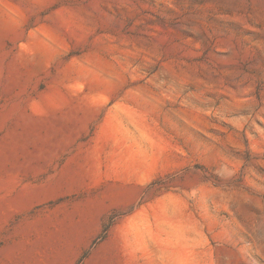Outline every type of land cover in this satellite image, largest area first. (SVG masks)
I'll use <instances>...</instances> for the list:
<instances>
[{"label": "rangeland", "instance_id": "374dc122", "mask_svg": "<svg viewBox=\"0 0 264 264\" xmlns=\"http://www.w3.org/2000/svg\"><path fill=\"white\" fill-rule=\"evenodd\" d=\"M193 263L264 264V0H0V264Z\"/></svg>", "mask_w": 264, "mask_h": 264}, {"label": "bare ground", "instance_id": "6f19581e", "mask_svg": "<svg viewBox=\"0 0 264 264\" xmlns=\"http://www.w3.org/2000/svg\"><path fill=\"white\" fill-rule=\"evenodd\" d=\"M30 37L31 38L29 40V48H28V54H27L28 58L34 59V58L39 57L43 54L50 53L52 51V46H50V44H48L46 39L43 36H41V34L35 33L34 35H32ZM31 53H33V54H31ZM125 152H126L125 157H126L127 162L129 161L134 166L142 164V162H143L142 151H140V150L135 151V150L129 148V149H126ZM173 198L174 197H172V196H166L165 200L163 199V201L161 202L163 204V208H161L160 212L154 213V216L156 219H161V218L162 219H170L171 216L177 214V212H178L177 209H175L171 205L167 204L168 202H172ZM169 221L175 222V219L172 218ZM148 224H149L148 229L152 228V225H150V222H148ZM193 264H195V263H193Z\"/></svg>", "mask_w": 264, "mask_h": 264}]
</instances>
